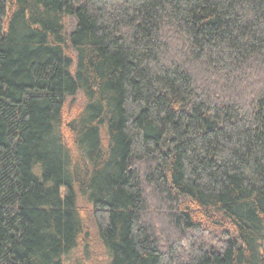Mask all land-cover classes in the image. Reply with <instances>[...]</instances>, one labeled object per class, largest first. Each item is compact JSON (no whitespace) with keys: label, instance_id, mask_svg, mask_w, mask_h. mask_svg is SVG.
<instances>
[{"label":"trees","instance_id":"obj_1","mask_svg":"<svg viewBox=\"0 0 264 264\" xmlns=\"http://www.w3.org/2000/svg\"><path fill=\"white\" fill-rule=\"evenodd\" d=\"M96 244L264 264V0H0V264Z\"/></svg>","mask_w":264,"mask_h":264},{"label":"rangeland","instance_id":"obj_2","mask_svg":"<svg viewBox=\"0 0 264 264\" xmlns=\"http://www.w3.org/2000/svg\"><path fill=\"white\" fill-rule=\"evenodd\" d=\"M93 248L91 251L93 252V257L91 259H86L82 250L75 249L64 256L65 264H96L101 263L100 261H105V257L103 254V249L99 247V244ZM90 251V252H91Z\"/></svg>","mask_w":264,"mask_h":264}]
</instances>
